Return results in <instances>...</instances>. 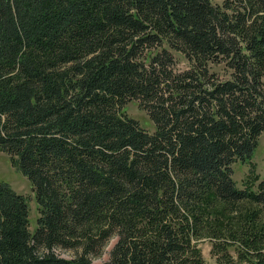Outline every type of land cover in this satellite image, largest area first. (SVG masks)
<instances>
[{
  "label": "trees",
  "instance_id": "1",
  "mask_svg": "<svg viewBox=\"0 0 264 264\" xmlns=\"http://www.w3.org/2000/svg\"><path fill=\"white\" fill-rule=\"evenodd\" d=\"M263 133L264 0H0V264H264Z\"/></svg>",
  "mask_w": 264,
  "mask_h": 264
},
{
  "label": "rangeland",
  "instance_id": "2",
  "mask_svg": "<svg viewBox=\"0 0 264 264\" xmlns=\"http://www.w3.org/2000/svg\"><path fill=\"white\" fill-rule=\"evenodd\" d=\"M213 3L222 5L224 0H212ZM175 54V61L173 69L176 71H184L189 67V62L180 53ZM218 69V68H216ZM221 77H225L221 72ZM138 101H130L125 106V112L139 121V123L149 131H154L155 125L151 120L147 110L141 108ZM233 177L237 182V185L241 188L248 186L250 183H254L257 177H264V133L259 137L258 144L252 153L251 157L245 161L238 160L233 164ZM0 180L7 181L11 186L19 193L26 196L30 207V230L33 231L37 227V218L39 216L38 203L35 196V191L32 183L25 176L19 168L13 163L10 154L6 151L0 150ZM258 182V181H257ZM256 183V182H255ZM116 242V238H113L104 253L100 257L93 259V264H104L109 260L110 251ZM199 246L202 249V254L205 260V264H225L217 259L211 251V243L207 239L200 241ZM57 252L65 257L70 256V252L58 249ZM235 257V255H234ZM232 264H246L245 262L238 261L235 257V262Z\"/></svg>",
  "mask_w": 264,
  "mask_h": 264
}]
</instances>
